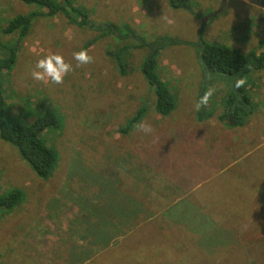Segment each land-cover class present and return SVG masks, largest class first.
I'll return each instance as SVG.
<instances>
[{"label": "rangeland", "instance_id": "obj_1", "mask_svg": "<svg viewBox=\"0 0 264 264\" xmlns=\"http://www.w3.org/2000/svg\"><path fill=\"white\" fill-rule=\"evenodd\" d=\"M72 1L91 19L86 27L60 12L36 17L20 39L3 32L8 22L47 9L0 0V56L9 42L19 46L13 70L1 73L9 113L23 124L53 109L59 122L42 133L58 156L46 179L0 138V194L24 195L0 211V264H264V68L245 73L240 92L232 77L204 79L198 58L205 42L264 52L261 0H193V12L168 0ZM223 3L227 11L209 18L201 31L203 19ZM109 28L113 35L103 31ZM81 49L93 62L77 68L73 53ZM153 50L156 72L175 98L166 116L157 113L156 94L142 73ZM57 52L74 69L64 83L32 79L37 61ZM109 52L120 55L123 71ZM210 88L209 115L199 121L195 104ZM242 101L249 111L242 125L220 119L232 117ZM142 106L145 116L131 127L128 120ZM140 122L154 131H138ZM199 145L206 176L191 192L192 185L173 181L182 168L176 171L167 156L181 163V153H196ZM161 160L172 177L157 176L164 187L157 199L153 172ZM136 189L135 198L155 199L133 202Z\"/></svg>", "mask_w": 264, "mask_h": 264}, {"label": "trees", "instance_id": "obj_2", "mask_svg": "<svg viewBox=\"0 0 264 264\" xmlns=\"http://www.w3.org/2000/svg\"><path fill=\"white\" fill-rule=\"evenodd\" d=\"M28 4H37L42 8H46V12H33L29 14H19L12 18L3 32L6 35L19 33V38L26 37L31 29L33 20L40 16H55L60 12L67 15L69 22L79 27H86L91 19L86 11H82L74 6L72 0H23ZM171 7L175 9H186L193 12V0H168ZM261 5L264 7V0H261ZM222 6V5H221ZM223 7V6H222ZM227 11L226 7L220 12ZM219 13V14H220ZM218 14V15H219ZM83 17L81 21L80 17ZM80 18V19H79ZM213 18V17H211ZM89 19V21H88ZM264 19V16H263ZM88 25L87 27H90ZM91 28V27H90ZM100 30L99 27H97ZM107 35L112 34L113 30L109 28L108 31L103 30ZM200 33V32H199ZM161 38V37H160ZM158 38V39H160ZM131 47V45H129ZM6 54L0 56V138L17 147L20 155L26 160L31 168L35 171L38 177L46 179L50 176L53 168L57 164L58 156L53 148L48 146L42 139V133L49 127H58L59 122L57 113L53 109H44L43 112L38 113L37 118L32 123L21 124L18 116L12 117L9 113L6 100L3 94V78L1 73L4 71L13 70L17 53L19 51L18 43L9 42L4 47ZM2 50V52L4 51ZM202 53L198 54L199 61L201 60L204 69L203 73L208 77H203L206 80L227 77L233 78L234 81L238 78H243L245 73L251 72L254 69L264 68V52L257 53L251 50L247 53H242L235 47H230L221 43L205 42L202 44ZM118 59L117 65L123 71L125 65L122 64L121 57L117 52H109ZM157 51L153 50L142 65V73L146 78L148 84L154 89L156 94L155 109L157 113L162 115H169L176 107L175 98L169 87L161 80L157 74ZM204 63V64H203ZM255 64V65H254ZM235 88V87H234ZM236 91L244 92V88H235ZM202 92V90H201ZM200 92V97L203 95ZM243 105L234 109L233 116L221 115V120L231 121L233 126L242 125L249 115L246 102L242 101ZM147 108L142 106L136 115L130 118V126L138 123L145 116ZM209 115V110L201 108L197 114V118L202 121ZM240 119L234 121L235 117ZM234 118V119H233ZM230 119V120H227ZM229 123V122H228ZM23 193L20 190H12L8 193L0 194V211L3 209H11L21 203L23 200ZM132 209L129 215H136L134 208L137 206L132 203Z\"/></svg>", "mask_w": 264, "mask_h": 264}, {"label": "clouds", "instance_id": "obj_3", "mask_svg": "<svg viewBox=\"0 0 264 264\" xmlns=\"http://www.w3.org/2000/svg\"><path fill=\"white\" fill-rule=\"evenodd\" d=\"M246 3L252 4L253 0H245ZM258 7V11L264 13V7ZM168 24H172L174 21L168 17L164 18ZM30 51H35V48H30ZM73 59L76 61V67L79 68L84 65L91 64L93 57L89 55L88 51L81 49L73 53ZM73 65L71 62H66L64 56L60 53H50L40 58L35 69L31 72L32 79L42 81L44 83L51 82L53 84H63L64 78L70 72H72ZM246 84L245 78H238L234 81V87L239 89ZM215 89H208L203 93L200 99L195 104V109L200 111L201 108L207 107L209 104ZM137 130L145 134H150L154 131L152 126L147 122H140L137 126Z\"/></svg>", "mask_w": 264, "mask_h": 264}, {"label": "crops", "instance_id": "obj_4", "mask_svg": "<svg viewBox=\"0 0 264 264\" xmlns=\"http://www.w3.org/2000/svg\"><path fill=\"white\" fill-rule=\"evenodd\" d=\"M225 7H226V5H225ZM196 117H197V115H196ZM228 130L229 129H227L226 131H228ZM204 150H207V149H204ZM181 154L185 155L184 161L181 163L177 159L172 160L171 155H168L167 158L169 160V163H171L170 165L176 171H179L178 165L180 164V166L182 168V174L173 175V177H172V173L168 167L169 164L167 163V160H161L160 162L154 164V172H153L154 187H153V189H154L155 194H156V196H154V197H156L157 199H158V194L161 193V189H164V187L160 188L158 186V183H159V180L157 177L158 175L171 176L173 181L176 182V184H178V185H184V186H191L192 185L193 190L191 192H194L196 189L201 187V182H202L203 178L206 176V174L204 173V168H205L204 165H206L204 158L206 156H205L204 152L202 151V149L200 148V145H199V149H197L196 153L189 151V150H186L185 153H181ZM190 171H194L196 174L201 175V177L194 178V179L190 180V175L188 174ZM140 186H141V183H140ZM137 193H139L138 189H136L132 195L133 202H150V201H153L155 199L153 197L151 200L145 201L142 196H137L135 198ZM134 194H136V195L134 196ZM223 202H229V200L226 198L223 200Z\"/></svg>", "mask_w": 264, "mask_h": 264}, {"label": "water", "instance_id": "obj_5", "mask_svg": "<svg viewBox=\"0 0 264 264\" xmlns=\"http://www.w3.org/2000/svg\"><path fill=\"white\" fill-rule=\"evenodd\" d=\"M225 4H226V3H225ZM224 7H225V5H224V3H223V7L221 6L216 12H214L213 14H211V15L205 17V18L203 19V22H204V23L202 24L200 30L202 31V29H203V27H204L206 21H207L209 18H211V17H216V16H217V15L223 10Z\"/></svg>", "mask_w": 264, "mask_h": 264}]
</instances>
